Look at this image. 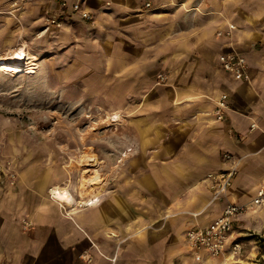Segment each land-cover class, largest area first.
<instances>
[{
	"label": "crops",
	"instance_id": "0c3cea01",
	"mask_svg": "<svg viewBox=\"0 0 264 264\" xmlns=\"http://www.w3.org/2000/svg\"><path fill=\"white\" fill-rule=\"evenodd\" d=\"M66 1L93 22L74 30L80 14L58 0V43L72 45L58 87L79 90L122 121L101 137V191L79 193L58 168L51 179L25 176L24 193L0 199V263L247 264L242 254L195 255L185 235L217 219L227 202L250 201L264 182V0H200L193 14L196 0ZM228 53L244 57L245 81L219 67ZM222 96L227 109L217 121ZM232 166L226 199L212 202L207 175ZM91 178L82 189L96 188ZM60 185L70 204L50 197ZM255 214L238 217L234 232ZM20 219L33 225L25 235L13 227Z\"/></svg>",
	"mask_w": 264,
	"mask_h": 264
},
{
	"label": "rangeland",
	"instance_id": "374dc122",
	"mask_svg": "<svg viewBox=\"0 0 264 264\" xmlns=\"http://www.w3.org/2000/svg\"><path fill=\"white\" fill-rule=\"evenodd\" d=\"M196 2L192 14L198 13L200 0ZM61 22L58 0H14L8 7L0 2V57L11 50L32 58L25 67L16 68L3 66L0 60V199L24 193L25 176L51 179L58 168L67 183L71 176L74 189L78 184L79 193L102 190L101 137L104 132H116L122 119L117 113H101V107L83 99L79 90L58 87V65L70 63L72 46L58 43ZM92 22L79 20L74 30L81 33L78 25ZM32 60L36 67L28 68ZM89 157L96 161L88 163ZM95 171L99 176L93 175ZM91 176L95 184L99 179L96 188L85 185L82 189L81 183ZM255 216L242 221L239 225L245 228L234 237L244 242L241 254L248 258L247 264H264V209ZM13 225L21 235L33 228L23 219Z\"/></svg>",
	"mask_w": 264,
	"mask_h": 264
},
{
	"label": "built area",
	"instance_id": "2783aa9c",
	"mask_svg": "<svg viewBox=\"0 0 264 264\" xmlns=\"http://www.w3.org/2000/svg\"><path fill=\"white\" fill-rule=\"evenodd\" d=\"M61 8H69L73 13H79L82 20L91 21V15L87 11L81 10L80 5L75 2L68 4L66 0H59ZM145 9L150 4H145ZM52 23H54L52 21ZM229 31L234 29L233 25L228 26ZM229 35V32L226 33ZM218 64L222 71L235 75L238 79L246 80V61L244 57L237 53H228L218 56ZM227 98L222 96L217 103L215 116L217 121H222V112L227 109ZM255 125H251V130ZM225 161H230L229 155L223 156ZM236 169L232 166L230 169L217 174H208L206 177L207 188L211 193V201L217 202L226 199L227 193L232 185ZM264 209V182L260 184L255 192L254 197L244 204H234L227 202L217 219L209 225L201 228L189 230L185 235L187 247L195 254H207L210 258L215 259L226 256L227 260H234L243 252V247L237 240L233 229L234 223L238 217L247 214H254ZM220 264H228L224 259Z\"/></svg>",
	"mask_w": 264,
	"mask_h": 264
},
{
	"label": "bare ground",
	"instance_id": "6f19581e",
	"mask_svg": "<svg viewBox=\"0 0 264 264\" xmlns=\"http://www.w3.org/2000/svg\"><path fill=\"white\" fill-rule=\"evenodd\" d=\"M6 57H0V60H2L1 65L7 66V67H25L26 61L31 60L32 58H28L25 54V52L22 51H9ZM34 59V58H33ZM34 60L28 62L29 67L28 68H35L36 64L33 62ZM115 117V116H114ZM116 118V117H115ZM50 197L53 199H56L59 202L62 203H68L70 201V198L68 197L67 193L65 192L64 188L55 187L50 189L49 191ZM95 203L94 200L87 202V205H93ZM70 204V203H68ZM74 205V204H73Z\"/></svg>",
	"mask_w": 264,
	"mask_h": 264
}]
</instances>
